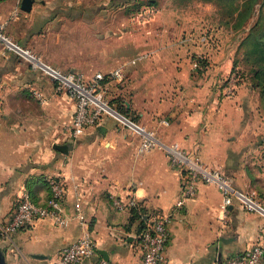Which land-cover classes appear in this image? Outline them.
I'll list each match as a JSON object with an SVG mask.
<instances>
[{"label":"crops","instance_id":"crops-1","mask_svg":"<svg viewBox=\"0 0 264 264\" xmlns=\"http://www.w3.org/2000/svg\"><path fill=\"white\" fill-rule=\"evenodd\" d=\"M20 1L0 2L5 30L22 43L51 33L60 37L55 41L60 46L73 42L61 56L68 57V68L79 70L74 72L86 79L127 64L120 81L105 85L106 98L124 100L136 121L162 142L196 149L202 161L219 169L234 189H254L264 207V114L244 84L232 96L219 86L222 76L231 71L232 50L221 57L218 48L209 47L207 66L196 75L189 42L183 40L185 25L176 21L169 27L170 18L161 17L158 10L146 21L130 14L117 22L114 14L103 13L106 20L96 31L101 38L94 41L93 22L99 16L91 7L94 0H35L30 13L20 9ZM159 17L160 23L154 24ZM41 19L47 20L43 27ZM63 20L73 22V27L53 29ZM14 25L18 33L13 32ZM66 35L75 38L63 39ZM139 55L144 57L128 64ZM50 60L66 67L55 56ZM25 95L35 97L38 105L30 107ZM73 114L74 101L57 92L52 79L0 47V223L21 190L42 204L50 194L46 180L61 177L67 185L64 212L72 213L79 196L96 257H107L111 264L141 261L139 220L131 219L128 208L117 209L113 198L126 202L133 197L149 217L172 214L164 264H214L264 242V214L244 209L235 199L224 212L215 185L199 183L194 196L174 211L180 177L162 150L138 153V136L107 115L74 138L69 132ZM54 145H66L67 152ZM80 235L74 219L64 227L39 220L0 240V264H54L59 251Z\"/></svg>","mask_w":264,"mask_h":264},{"label":"built area","instance_id":"built-area-1","mask_svg":"<svg viewBox=\"0 0 264 264\" xmlns=\"http://www.w3.org/2000/svg\"><path fill=\"white\" fill-rule=\"evenodd\" d=\"M0 47L4 53L12 54L26 61L31 70L48 76L53 80L57 92L65 93L74 101V114L69 124V132L72 137L79 136L86 127L96 124L101 116L107 115L121 127L138 136V153H146L155 148L162 150L166 154L170 166L179 173L180 177L174 211L181 209L185 202L194 196L199 183H204L215 185L218 188L222 196L221 209L224 212L235 199L244 209L264 214V207L254 189H234L229 179L219 169L209 167L202 161L196 149L185 150L177 143L162 142L152 130L146 129L131 117L108 104L104 97L101 81L105 75H108L112 80L120 81L123 78V69L127 64L123 63L108 73L96 72L88 79L78 72L61 71L44 62L28 47L13 40L6 33L3 22L0 23ZM143 57L144 55H139L136 59L130 60L128 64H135ZM200 57L198 56V58ZM191 64L194 71L199 67L196 58L192 60ZM230 76L229 86L235 85V74L232 72ZM163 122L168 124L166 120ZM47 184L50 196L42 204L32 201L26 189L20 191L6 220L0 223V240L9 239L14 233L34 226L37 221L42 219H47L61 227L67 226L70 220L74 219L81 228V235L59 251L54 264H111L101 257H96V244L91 235L90 222L79 196L73 202L72 213H65L63 202L67 195V185L64 179L49 177ZM135 203L133 197L128 198L126 202L120 198H113V204L119 210L135 205ZM171 216V213H157L146 219L145 227L139 231L137 236L141 251L140 264H164L165 252L170 239ZM214 264H264V242H257L244 251L220 259Z\"/></svg>","mask_w":264,"mask_h":264},{"label":"rangeland","instance_id":"rangeland-1","mask_svg":"<svg viewBox=\"0 0 264 264\" xmlns=\"http://www.w3.org/2000/svg\"><path fill=\"white\" fill-rule=\"evenodd\" d=\"M126 1L128 0H111L110 4H101V1L94 0L91 7L95 12V14H99L98 18H96L95 16V20L93 22V28L95 31V35L93 37L94 41H98L99 38H101L100 36L96 35V33H98L96 31H98V29H101V27L103 26V22H105L106 20V19H102L101 14L103 13L109 12L111 14H114V21L117 22L119 21L118 19H124L125 16H129L130 14H134V15L138 14L141 16L140 17L141 21H146L151 19V16L153 17V15L158 10L162 15L161 17L165 15L167 16L168 19L170 18L169 20L171 21L167 20V22L169 23V27H171L172 24L174 26L176 21H180L185 25V36L183 37V40L185 38V41L187 40L189 42V44H187L186 46L189 47L188 48V51L190 52L189 56L190 58H192V60L194 56L196 57L201 56L207 59L208 58L207 50L209 47L215 49L218 48L217 51L220 53L221 57L227 54L226 52L231 53V51L229 50H232L234 55L233 60L235 61V64H238L237 66L240 67L241 71H243V73H246L250 69L252 58L248 57L244 53L243 44L241 45V42L242 39L246 36L249 28L257 20V16L261 8L264 17V5L262 7H259L260 3L263 4L262 0H258L260 3H257L254 6L253 13L239 28H234L236 22V16H235L236 14L234 10L235 3L231 0H155L157 4L153 8L145 6L147 3H149L148 2L149 0H129L130 1L129 3L123 5V3ZM140 3H144V4H142V6H139L138 12H132L133 9L137 7ZM10 20L11 19L9 18L8 22ZM40 22L41 23L43 22L42 23V27H43V25L45 24V22H47V20L41 19ZM57 23L58 24L53 26V29L57 30L58 28L61 27H66V28L73 27L72 24L73 22L71 23L69 20L59 21ZM159 23H160V17L159 20H157L154 24H159ZM146 24H148V21L146 22ZM14 27L15 25L13 26V32L18 33V31ZM5 31L13 40L17 41L18 43L22 44L25 47H28L35 55L40 57V59L50 64L51 66L65 72L79 71L68 68L67 67V64L69 63L68 57L61 56V55H66L70 51L71 47L73 46V42L72 44L69 41L63 42L62 45L60 46L59 42L55 43L56 40L59 41L60 37L57 36L56 34L51 33L50 35L45 37L35 38L31 42L26 41L25 43L24 42L22 43L21 39L18 38L16 34L11 35L7 30ZM62 38L63 39L65 38L67 40L70 38L74 39L75 37L66 35L63 36ZM77 38L81 40L84 39L85 37L79 36ZM164 42L167 41L165 40ZM55 44H57L59 47L55 48V46H57ZM78 45L80 46L79 42ZM182 45L185 46V43H183ZM63 50L64 52L61 53ZM48 56L50 57V59L53 56H55V59L56 58L61 59L66 67L64 68L58 66V64H54L55 62L53 60H50ZM192 68L193 66L191 64V69ZM192 72H194V70ZM231 74L232 72L229 71L227 75L222 76V79L219 82L220 83L219 86H221L225 94L227 95L229 94L230 96H232L233 92L236 90L235 85L232 84L231 86H229L228 83L230 81ZM247 88L250 87L247 86ZM250 89L254 97V101L260 105L261 98L259 94V89L257 88L255 89L250 88ZM25 96L28 97V100L25 101V103L30 104L29 105L30 107L35 108L38 105V100L35 97H33L32 95H25ZM105 99L107 98L105 97Z\"/></svg>","mask_w":264,"mask_h":264},{"label":"trees","instance_id":"trees-1","mask_svg":"<svg viewBox=\"0 0 264 264\" xmlns=\"http://www.w3.org/2000/svg\"><path fill=\"white\" fill-rule=\"evenodd\" d=\"M2 1H5V0H0V2ZM231 1L235 3L234 10L236 14L235 15L236 22H235L234 28L241 27L244 24V22L249 18V16L253 13L254 6L257 3H260L258 0H231ZM129 2L130 1L128 0L124 2L123 5ZM148 2L149 3H147L145 6H148L151 8L155 7L157 4L155 0H149ZM262 2L263 4L260 3L259 7H262L264 5V0H262ZM144 3H140L137 7L133 9L132 12H138L139 6H142V4ZM260 12L258 13L257 20L249 28L246 36L242 39V42H241V45L243 44L244 53L248 57L252 58L250 69L246 73H243L240 67L237 66L238 64H235V61L233 60L231 72L235 74V88L244 84L245 86H248L252 89H255V88L259 89V94L261 98L260 108H261L262 113L264 114V17L262 14V8L260 9ZM195 58L197 59L199 63L198 64L199 67L196 68V70L194 71V74L200 75L207 66V60L204 57L198 58L194 56L193 59ZM247 74L250 79L248 78ZM111 80L112 78H110L108 75H105L104 79L101 81V86H102V89L104 88V91H105V85ZM104 97H106L105 92H104ZM106 100L108 104L114 107L116 110L131 117L133 120L136 121V119L127 110L126 103L124 100H118V101H115V100L111 101L109 99H106ZM46 184H47V180H46ZM28 193H29L31 200L38 203L34 199V197L30 194V192ZM49 196L47 197V199L49 198ZM127 208L129 209L131 213V219L135 218L139 220V231H140L146 225L145 217L149 218V215L142 212V209H140L137 202L135 203V205H130Z\"/></svg>","mask_w":264,"mask_h":264},{"label":"water","instance_id":"water-1","mask_svg":"<svg viewBox=\"0 0 264 264\" xmlns=\"http://www.w3.org/2000/svg\"><path fill=\"white\" fill-rule=\"evenodd\" d=\"M35 0H21L20 1V9L24 12H30L32 9V5ZM55 149H58L62 152H67V146L66 145H54ZM102 256L105 255L103 251H98ZM105 260L108 261L107 257H105Z\"/></svg>","mask_w":264,"mask_h":264}]
</instances>
